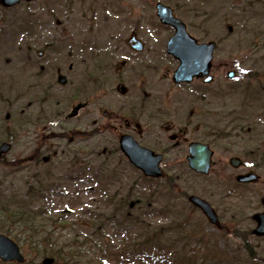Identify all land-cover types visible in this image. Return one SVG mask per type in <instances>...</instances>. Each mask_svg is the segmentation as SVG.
Instances as JSON below:
<instances>
[{
  "label": "flooded vegetation",
  "instance_id": "1",
  "mask_svg": "<svg viewBox=\"0 0 264 264\" xmlns=\"http://www.w3.org/2000/svg\"><path fill=\"white\" fill-rule=\"evenodd\" d=\"M244 7L250 9L251 14L256 8L264 10V0H238L240 24L253 25L256 19L248 15ZM261 20L264 24V18ZM167 28L174 35L175 30ZM136 29L131 33L135 32L139 37ZM258 29L238 35V52L220 50L226 37L216 39L218 49L209 73L195 75L190 81L175 78L181 62L167 52L172 35L162 41L152 38L143 41L139 37L144 42L143 51L133 50L127 40L130 57L120 61L117 57H122V53L109 51L106 65L99 58L106 52H93L78 62V72L73 62L65 67L66 57L61 60L59 52L34 55V44L27 50L16 51L12 60L5 61L12 63L11 71L3 72L0 68V91L10 89L14 92V109L23 97L27 98V107L20 110L14 122L19 136L8 137L9 142L13 147L12 142L17 137L28 139L32 152L27 163L40 170H44L41 166L49 164L60 153L65 159L70 156L68 163L77 159L92 167L99 157L108 156L111 159L108 164L115 165L114 156L119 154L122 161L126 159L121 152L122 146L131 149L134 144L146 150H162L164 158L174 150H187V155L189 150H213L214 156L215 150H222L231 156L221 163L218 180L223 182L233 178L232 191L238 187L251 188L254 197L262 196V203L264 34ZM208 37L210 35H205L198 42H210V39L206 40ZM246 43H249L250 50L245 48ZM80 53L84 55L86 52ZM245 65L249 70L246 79L238 83ZM230 73L232 77H229ZM60 74L66 76V85L59 83ZM115 84L121 99H112L108 108L101 107L104 100L98 98L99 94L110 86L112 89ZM130 90H135V94L130 95ZM20 91L24 92L21 99ZM81 102L86 107L77 116L69 118L73 106ZM0 104L10 105L4 104L1 97ZM5 120L10 121L11 114ZM25 129L27 134L21 135ZM99 139L103 143L101 148ZM76 150L84 154L79 157ZM97 150H103L102 154ZM238 150H253L246 152L249 167H233L230 159L238 160ZM213 167L214 163L210 174ZM189 171L194 180L203 176ZM249 172L257 175V182L240 184L236 181L238 175ZM40 175L33 173V179ZM215 183L212 181L204 186V195L217 196ZM232 191L225 198L233 195ZM230 209L238 218V207Z\"/></svg>",
  "mask_w": 264,
  "mask_h": 264
},
{
  "label": "rangeland",
  "instance_id": "2",
  "mask_svg": "<svg viewBox=\"0 0 264 264\" xmlns=\"http://www.w3.org/2000/svg\"><path fill=\"white\" fill-rule=\"evenodd\" d=\"M157 3L170 6L175 15L186 23L190 34L197 39H202L205 35H210V37L206 38L207 41L226 37L223 46L219 48L223 51L238 52V35L249 33L246 30L253 31L259 28L258 31H262L264 34V24H262L263 21L261 20L264 18V10L256 8L251 14L250 9L244 7L249 12L248 15H252L256 22L253 25H250V23H248L249 25H241V19L238 18V14H240L238 12V0H33L21 2L17 6L5 9L0 4V68L3 69V72H10L12 63L5 62L6 59H13L14 52L27 50L32 44H34V55H37L38 52H59L62 56L61 60L66 57L65 67L67 68L73 62L76 65V72H78V62L89 57L96 49L99 52L116 50L118 54L122 53V57H117L120 61L123 58L126 59L130 57L126 41L134 29L138 28L139 37L143 41L150 40V38L162 41L173 34L167 27L162 26L157 19ZM243 18L246 19L247 17L244 15ZM208 20H211L210 25H204ZM229 25L233 27V34L231 35H228ZM248 45L249 43L244 44L245 48L250 50ZM82 51L86 53L82 55L80 53ZM248 71L247 65L242 66L241 75L238 76V83L240 80L245 81ZM110 89L111 86L98 96L100 100H104L102 106L100 105L103 108L106 106L108 108L112 99H121L116 92V84ZM4 90L0 91V95L8 96V93ZM130 93V95L135 94V90H130ZM21 95L23 94H20L19 98ZM26 105L27 98L25 97L20 100L13 110L11 109L12 106L0 104V142L10 143L9 141L11 140L8 137L19 136L14 128V122L20 110L26 108ZM8 113L11 114V120L7 122L5 116ZM23 133L27 134L26 129L21 131L20 134L22 135ZM28 142L29 140L26 138L18 139L17 137L14 139L11 152L0 162V191L5 189L7 190L5 193L10 195L12 190L14 192L15 190L19 191L29 184L31 185V183L34 184L33 173L35 175L36 173L41 174L40 178L43 180L51 176L53 180L50 181L44 193V204L47 210H52V208L64 210L62 215L67 218L68 223L77 222V218L82 217L87 211L99 214L105 207L102 204L105 200L102 199L100 201L99 196L103 194L110 195L116 191L122 194L123 191L126 192L130 189L131 185H134L137 189H142L147 197L151 194V191L159 192L160 199L151 208H157L160 211L168 198V194L165 191L168 185L167 181L170 176L176 177L178 175H184L186 181H192L193 184L189 185L187 183L185 186L183 182H179L182 184L181 187L176 184L175 190L171 193L170 201L180 199L184 194L193 193L205 198L217 211L219 210L218 214L222 224L220 231L217 228H212L205 221L202 213L195 208H190V205L186 204L185 200L181 199L176 202L183 215H188L202 223L204 234L209 235L212 239L210 244H218L219 250L227 252L226 244L232 245L234 250L240 248L244 242L234 235V231L237 230L240 235L243 232L246 233L247 230L254 231L256 227L252 218L264 212V207L261 203L262 196L254 197L253 189L238 187L236 191H232L233 184H235L233 178L232 180H223V182L218 180L221 163L231 156V154L224 153L222 150H215L214 167L206 180L203 178H195L194 180L187 173V168L185 169L183 164L187 150H174L171 154L166 155L163 164V171L166 177L152 182L142 179L140 174L129 167L124 160L125 164L114 165L117 173L120 176L124 175V179L121 180L122 184L125 185L124 189L122 184L115 185L111 175L108 177L104 175V171L108 168V165L104 163L107 156L101 157L99 158V162H101L94 163L93 168L99 167L98 170L100 171L101 167H104V170L101 175L96 173L98 184L93 186L97 191L91 194L87 189L91 185L81 177L82 165L86 164H79L78 160H71L68 163L70 156L65 159L61 153L53 158L49 164L42 165L41 167L44 170L25 163L27 164L25 169L16 173H14L15 171H9L8 167L6 168L9 162L25 159L32 152V150H29ZM98 142L101 148L103 146V143H101L102 139H99ZM76 151L80 154L79 157L84 154V152L79 150ZM97 151L102 152L103 150ZM155 151L162 153V150ZM251 151L253 150H238V157L244 158L246 152ZM117 156H114L116 159L114 163L120 162L119 154ZM109 162H111V159ZM109 168L111 169V167ZM262 180V183H264V177ZM212 181H216L213 186H217L214 188L217 196L204 195V186ZM189 186L192 187L189 188ZM230 191L233 192V195L225 198ZM95 193H97V197L94 195ZM98 197L99 199H97ZM40 204L43 203L41 202ZM38 207L39 205L35 208L37 209ZM230 207L232 209L238 207V214L243 213V215L239 216L236 221L232 220ZM106 208L107 210L112 209L107 204ZM143 209V207L141 209L134 208L132 214L140 217ZM173 217L175 216L157 215L146 220L153 225L162 226L170 223ZM2 222L4 221L2 220ZM8 228L11 232L8 236L19 245H23L25 236L20 230L21 228L14 226H8ZM125 232L126 230L123 227L116 229L113 223L107 237L114 233L115 238L111 244L119 246L126 240ZM74 233H70L69 230H59L55 232V236H61V241L66 244L69 243L67 238H71ZM108 239L110 238L98 243H109ZM82 240L83 238H80L79 243H82ZM248 242L250 246L257 248V252H262L261 256L264 258V239L248 236ZM114 250L117 251L118 249ZM234 250L231 251L232 255L237 252ZM23 253L27 259L26 263L32 261V264H41L43 260L42 257L36 254L28 255L25 251ZM104 260L107 264H121L119 260L113 257L104 258ZM135 264H156V262L152 258H147L143 263Z\"/></svg>",
  "mask_w": 264,
  "mask_h": 264
},
{
  "label": "trees",
  "instance_id": "3",
  "mask_svg": "<svg viewBox=\"0 0 264 264\" xmlns=\"http://www.w3.org/2000/svg\"><path fill=\"white\" fill-rule=\"evenodd\" d=\"M4 91L8 96L1 95L3 103L13 106L16 99L12 97L14 93L11 90ZM104 175L108 177L115 174L106 171ZM182 180V176L169 177L165 188L168 194L167 202L165 201L166 204L160 211L151 208L153 204L158 203L159 192L151 191L147 197L142 189L131 185L130 191L121 196L119 205L114 203L110 196H106V204L112 205L113 210H107L105 204L99 214L87 211L77 222L68 223L63 215L49 214L43 208L35 209L43 201V193L46 190L44 181L38 178L34 185L15 192L12 190L10 195L5 193V189L0 191V233L10 235L8 226L21 228L25 236L22 250L28 255L36 254L43 259L53 258L54 264H107L104 258L111 257L119 260L121 264L143 263L147 258L154 259L156 264H264L262 252H257V248L249 245L248 233L243 232L240 235L237 230L234 231V235L244 242L235 250L229 244L225 246L227 252L219 250L216 243L210 244L212 239L200 228L201 222L183 215L177 200L170 201L175 184L181 187L179 182ZM117 182L122 183L121 180ZM134 198L143 204L142 216H122L125 213L122 211L124 206L127 207L129 200ZM157 215L175 217L170 223L162 226L153 225L146 220ZM234 218L232 220L236 221ZM111 223H114L116 228L123 227L126 230V240L119 246L111 244L114 235L107 237ZM59 230L75 232L71 238H67L69 243L64 244L61 236H55V232ZM80 238H83L82 243H79ZM107 238H110L109 243H98ZM232 250L237 251L235 255H232ZM99 257L101 258L98 259ZM25 264H32V261Z\"/></svg>",
  "mask_w": 264,
  "mask_h": 264
},
{
  "label": "water",
  "instance_id": "4",
  "mask_svg": "<svg viewBox=\"0 0 264 264\" xmlns=\"http://www.w3.org/2000/svg\"><path fill=\"white\" fill-rule=\"evenodd\" d=\"M22 0H0L1 4L5 7H12L17 5ZM31 1V0H25ZM157 16L161 23L169 25L175 28L176 33L171 38L168 44V52L178 60L181 65L176 71L175 78L178 81H190L195 75H207L211 68V62L213 58V52L216 48V44L211 42L209 44L199 45L197 40L194 39L187 32L186 25L173 15V11L170 7L159 3L157 6ZM232 30V28H230ZM139 42L136 38L131 39V43ZM137 50H143L142 44L134 46ZM231 76V75H230ZM61 84H66V78L64 76L59 77ZM86 107V104H78L74 106L73 112L69 115V118L75 117L78 112ZM9 118V115L7 116ZM123 153L127 156L133 166L143 172L146 177L160 178L163 173L160 168L162 162V155H155L151 150H145L134 144V148L128 149L126 146H122ZM11 149V146L4 143L0 146V159L3 155L7 154ZM213 152L211 150H189V156L187 157L189 167L198 172L207 175L212 166ZM238 162V164H236ZM231 163L235 168L241 166H248V163L243 162L241 159H231ZM237 180L242 183H255L258 181V177L253 173L247 175H240ZM189 201L197 206L204 215L208 218L211 224H218L219 219L212 207L204 200L191 196ZM264 204V200H263ZM258 222V227L254 234L257 236H264V214L255 217ZM0 259L4 263L17 262L23 264L25 258L21 252L20 247L9 237L0 234ZM54 260L47 258L44 259L42 264H53Z\"/></svg>",
  "mask_w": 264,
  "mask_h": 264
}]
</instances>
